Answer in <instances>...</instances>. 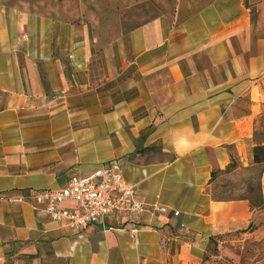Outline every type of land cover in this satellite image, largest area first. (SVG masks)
Returning <instances> with one entry per match:
<instances>
[{"label": "crops", "instance_id": "0c3cea01", "mask_svg": "<svg viewBox=\"0 0 264 264\" xmlns=\"http://www.w3.org/2000/svg\"><path fill=\"white\" fill-rule=\"evenodd\" d=\"M68 3L85 6L0 0V264H202L258 213L217 185L260 166L264 0L256 21L246 0H211L93 39ZM114 160L146 206L136 232H77L29 198Z\"/></svg>", "mask_w": 264, "mask_h": 264}, {"label": "rangeland", "instance_id": "374dc122", "mask_svg": "<svg viewBox=\"0 0 264 264\" xmlns=\"http://www.w3.org/2000/svg\"><path fill=\"white\" fill-rule=\"evenodd\" d=\"M79 0H70V2ZM85 6L70 4L59 6L67 15H74L78 25L82 20L90 29L91 38L98 31L118 30L123 32L141 25L145 21L173 15L187 6L197 9L211 0H83ZM263 0H246L254 21L259 18V4ZM93 39V38H92ZM256 138L264 144V119L260 120ZM236 170L230 176H222L217 185L219 197L244 196L256 202L264 189L258 187L261 167ZM236 167V166H235ZM262 192V193H261ZM258 213L244 233L234 232L227 237L212 240L208 245L202 264H264V206L253 208ZM256 211V212H257Z\"/></svg>", "mask_w": 264, "mask_h": 264}, {"label": "built area", "instance_id": "2783aa9c", "mask_svg": "<svg viewBox=\"0 0 264 264\" xmlns=\"http://www.w3.org/2000/svg\"><path fill=\"white\" fill-rule=\"evenodd\" d=\"M29 198L52 220L62 222L77 232L90 225H99L104 231H109L117 224H127L131 231L136 232L140 226L138 221L146 210L138 198L137 185L126 178L125 168L118 160L88 175H74L59 188L35 191ZM69 201L75 206L63 207ZM155 209L169 212L165 206H156ZM170 212L174 217L181 214L178 210Z\"/></svg>", "mask_w": 264, "mask_h": 264}, {"label": "trees", "instance_id": "16d2710c", "mask_svg": "<svg viewBox=\"0 0 264 264\" xmlns=\"http://www.w3.org/2000/svg\"><path fill=\"white\" fill-rule=\"evenodd\" d=\"M253 157H254V162L256 164H258V165L264 164V144L257 145L254 147ZM236 165H237L236 161L233 160V162L231 163V165L229 167L233 168ZM263 172H264V166L260 168L259 173H258V187L260 189H262L261 177L263 175ZM248 200L250 202L251 208H262L264 206V198H263L262 194L260 195L259 199L256 202H252V201H250V199H248Z\"/></svg>", "mask_w": 264, "mask_h": 264}]
</instances>
